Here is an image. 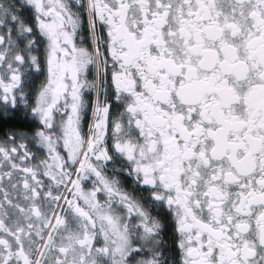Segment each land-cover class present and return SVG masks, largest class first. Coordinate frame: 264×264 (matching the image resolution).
<instances>
[{"label": "snow or ice", "instance_id": "snow-or-ice-1", "mask_svg": "<svg viewBox=\"0 0 264 264\" xmlns=\"http://www.w3.org/2000/svg\"><path fill=\"white\" fill-rule=\"evenodd\" d=\"M0 264H264V0H0Z\"/></svg>", "mask_w": 264, "mask_h": 264}]
</instances>
